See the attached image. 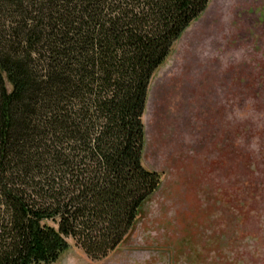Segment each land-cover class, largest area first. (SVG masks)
<instances>
[{
	"label": "trees",
	"instance_id": "16d2710c",
	"mask_svg": "<svg viewBox=\"0 0 264 264\" xmlns=\"http://www.w3.org/2000/svg\"><path fill=\"white\" fill-rule=\"evenodd\" d=\"M209 1L0 0V264L123 242L161 181L151 78Z\"/></svg>",
	"mask_w": 264,
	"mask_h": 264
},
{
	"label": "rangeland",
	"instance_id": "374dc122",
	"mask_svg": "<svg viewBox=\"0 0 264 264\" xmlns=\"http://www.w3.org/2000/svg\"><path fill=\"white\" fill-rule=\"evenodd\" d=\"M143 121L161 181L133 227L104 258L69 238L49 264H264V0H210L153 73Z\"/></svg>",
	"mask_w": 264,
	"mask_h": 264
}]
</instances>
